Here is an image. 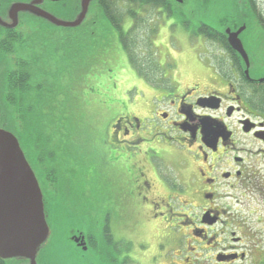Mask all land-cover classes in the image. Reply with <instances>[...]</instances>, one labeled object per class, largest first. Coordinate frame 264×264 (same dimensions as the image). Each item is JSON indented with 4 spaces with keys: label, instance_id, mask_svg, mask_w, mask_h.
Listing matches in <instances>:
<instances>
[{
    "label": "flooded vegetation",
    "instance_id": "flooded-vegetation-1",
    "mask_svg": "<svg viewBox=\"0 0 264 264\" xmlns=\"http://www.w3.org/2000/svg\"><path fill=\"white\" fill-rule=\"evenodd\" d=\"M67 1L0 0L2 108L9 104L4 93H11L8 100L10 97L15 109L21 111L28 105L32 114H37V109L55 108L51 97L56 88H62L61 96H66L62 82L74 75L75 67L79 70L80 46L76 44V54H71L70 58L69 43L61 36L67 32L58 31L61 39L55 42L52 36L57 28L79 27L72 35L84 36L89 15L88 11L83 22L70 26L77 22L79 12L72 17ZM158 1L163 3V0ZM252 2H255L256 11L264 6L262 0H250ZM16 4L37 8L55 21L30 11L12 13ZM166 7L167 10L164 4H158L153 12L161 17L169 14L180 22L170 5ZM132 24L133 19L126 18L125 33ZM256 29L264 31V22L257 23ZM239 40L247 63L225 40L223 53L208 55V61L214 62L215 66L195 64V70L202 76L198 73L177 80L171 72L166 75L163 70L160 80L151 81L155 85L142 81L146 86L141 92L146 111L140 114L141 117L126 112L125 107L116 117L115 113L111 114L116 109L112 105L116 103H107L111 105L108 108L111 115L96 130L99 133L93 141H96L95 150L102 166L99 172L102 185L110 195L107 199L118 207L113 220L131 235V238L123 239L126 240L124 243L114 236L112 227L103 223L101 228L100 205L93 210L89 208L94 203L89 199V192L82 195L86 185L84 178L73 176L77 171L84 174L71 159L70 148L60 151L53 144L54 134L50 131L57 123L44 119L32 125L34 137L37 136L33 132L35 128L42 129L45 137V144L35 145L36 158L30 167L42 191L44 213L51 233H70L69 240L75 246L72 238L83 237L87 248L95 247L94 234L102 233L105 242L107 238L110 240L112 264H181V260L183 264H264V246H260V240H264V49L261 54L250 53L248 47H254L256 40L240 37ZM184 79H191V82L182 81ZM22 91L29 95L23 96ZM94 105L101 111L100 105L105 104ZM19 115L15 116L13 125L6 117L0 118L1 124L9 127L18 139L26 138L21 125L23 114ZM163 152L170 158L178 157L174 161L176 175L185 177L178 188L174 182L178 176L161 179L153 168L152 160H162ZM76 157L79 160L78 155ZM59 164H64L62 174ZM156 182L168 192L166 203L154 193ZM73 183L80 185L79 195L82 196L79 200L72 197ZM178 196H184L188 201L182 205L178 201L181 208L177 211L170 201L178 200ZM59 209L69 218L83 221L91 217L92 221L85 224L88 231L55 232L50 222L57 218ZM137 211L141 216H147L154 237L163 236L174 241L173 250L167 251L169 258L160 261L158 259L165 255L151 258L147 254L151 245L146 244V240L133 242L132 234L136 233L137 225L131 223V216ZM179 212L185 213L179 215ZM164 224L163 232L157 229L158 225ZM184 239L190 240V244L180 249L182 244L179 242ZM158 249L163 246L156 247Z\"/></svg>",
    "mask_w": 264,
    "mask_h": 264
},
{
    "label": "rangeland",
    "instance_id": "rangeland-1",
    "mask_svg": "<svg viewBox=\"0 0 264 264\" xmlns=\"http://www.w3.org/2000/svg\"><path fill=\"white\" fill-rule=\"evenodd\" d=\"M168 1L171 3L170 7L173 10L181 11L184 18L188 21V27L181 25L177 19L169 16V14H166L165 17H161L160 14L153 12L152 6H148L134 17L133 24L128 28L130 31L133 29L129 42L131 43L130 51L134 59V64L136 67L140 66V68L145 71L151 70L153 72L152 75L148 73L149 80L146 81L143 80L140 75L138 76L136 68L129 65L125 53L117 42L118 33H116V31L109 26L108 22L105 21L101 11L96 9V0H92L89 4V15L88 17L86 15L87 19L84 25V36L82 35L78 38L77 34L72 35L81 27L64 30L57 28L55 35L53 34L52 36V41L55 42L57 39H61V36L66 38L64 41H68L69 43L67 52L70 54V58L71 54H76V44L80 46L79 70L75 67L74 75L72 74L66 81L64 80L62 82L63 85H61L66 90V96H61L60 90L62 88H56V90H54L55 94L51 97V100L55 103L54 109H37V114L31 117L32 125L39 124L44 119H52L57 123L51 126L52 131H50V133L53 132L54 134L53 144L61 149L60 151L67 148L69 150L70 148L69 151H72L71 159L75 161L80 173L84 174L85 177L80 175L78 171L77 174L75 173L73 176L76 177V175H78L84 178L83 181L86 185H84L82 195L89 192V199L94 203L93 206L89 208L93 210V208L99 204L101 208L99 223L101 228L103 223H105L108 228H113L114 236L122 240L124 238H131V235L130 233H125L126 230L121 224L113 220L114 211L117 210L118 207L117 204H113L112 200L107 199V195L108 197H110V195L102 185L103 181L99 173L102 166L99 162L100 157H98L95 150L96 141H93L96 139L95 135L99 133H97L96 130L100 125L106 122L111 114L115 113L116 117H118L123 113V107L126 108V112L133 113L135 116H140V114L146 111V105L144 106V104H142L141 98V92H143L145 86L142 81H144L145 84L150 83L155 85L151 83V81L153 79L160 80L163 70L166 71V75H168V72H171L176 79L184 76L198 75V73V76H202L200 72L195 70L196 63H210L215 66L214 62L211 63L208 61V55L223 53V46L216 41H210L204 37H197V34L192 32L194 28L193 24L200 19L198 16L201 15V12L207 11L209 14L205 18L207 20L206 24L216 27L217 25L215 24H218L217 20L220 17L222 19L225 18V15L234 9L235 3V0H182V4H177L173 0ZM67 3L72 17L73 14L75 15L77 12H80L81 0H68ZM258 10H260L262 21L264 22V6ZM123 30H125V27ZM58 31H66L67 34H62L60 36L58 35ZM239 37L240 39H255L256 44L254 47H248L249 52L254 54L262 53V49H264V35L263 32H259L258 29L254 28V25L252 28L245 26V30ZM78 39H80L79 42ZM149 40L152 41L151 44L153 46H149ZM262 59L264 60V58ZM182 81L191 82V79H184ZM198 81H201V78H198ZM64 102V106L61 107L60 104ZM94 102L96 103L95 105H105H100L101 111H99L98 109L100 107L98 109L93 107ZM109 102L111 105L116 103V105H112V108L116 109H114L111 114H108V108H111V105L107 104ZM10 116L12 117V121H14L16 115L12 112ZM114 116L115 115H113V117ZM23 117L25 118V115H23ZM18 122L19 121H17V123ZM32 125L29 130H23L26 139L22 137L19 138L22 152L31 166H33V162L36 158V154L34 153L35 145L45 144L44 132L41 133L42 129L35 128L33 132L37 133V136L34 137V133L32 135ZM71 133L72 137L70 136ZM50 139L52 138L50 137ZM51 143L52 140H50V144ZM106 146H108V141H106ZM141 149L145 151L144 147ZM76 155H78L79 160ZM150 155L153 156V153H150ZM177 158V156H175L174 159L170 158L167 153L163 152L161 153L162 160H159V162L152 160V165H154L153 168L161 179H174L178 176L176 175V168L174 166V161H176ZM62 167H64V164H59V171L61 174L63 173ZM87 176L91 179H87ZM184 178V175H179L178 179H174L177 188L183 184ZM155 184L154 193L166 203V196H169L168 192L164 190L161 184L157 182ZM71 188L73 191L72 197L79 200L82 196L79 195L80 185L78 183H73ZM166 189L171 191L169 188ZM185 198L184 196H178V200H171L170 202L178 211L181 208L178 205V201H180L179 203L181 205L185 204L188 201L186 200L187 198ZM95 202L97 203L95 204ZM194 203L195 201H193V204ZM164 209L167 210L166 208ZM56 212L58 214L57 218L52 219L50 222L55 232L61 230L63 232L68 229L88 231L85 224L92 221L91 217H87L81 221L80 219L67 217L60 209ZM183 213L185 212H179V215ZM105 214L106 216H104ZM131 217V223L133 222L134 226L135 224L137 225L136 233L132 234L133 242H144V240H146L145 243L151 245L147 253L151 258L164 255L165 257H160L158 260L169 258V255L167 256V251L173 250L175 246L174 241L163 236L154 237L153 233L155 232L152 230L153 226L148 224L149 221L146 215L141 216L137 211ZM164 226L165 224L163 226L158 225L157 229L163 232L162 229ZM182 232L183 231L180 233L181 235L183 234ZM67 234L68 233H52L49 242L38 251L36 264H112L110 252L104 246L102 233L94 234L93 241L96 243L95 249L89 247L86 252H81L76 249L67 240ZM124 241L126 240L122 242L124 243ZM189 241L190 240L187 239H184V241L181 240L179 242L182 244L180 249L184 246H189ZM183 243L185 244L183 245ZM158 246H163V249L156 250ZM260 246H264V240H260ZM193 247H195L194 244ZM181 261L180 263L183 264ZM142 263H145V261ZM9 264H12V262Z\"/></svg>",
    "mask_w": 264,
    "mask_h": 264
},
{
    "label": "water",
    "instance_id": "water-1",
    "mask_svg": "<svg viewBox=\"0 0 264 264\" xmlns=\"http://www.w3.org/2000/svg\"><path fill=\"white\" fill-rule=\"evenodd\" d=\"M64 0H50L60 2ZM92 0H81L77 26L84 21ZM182 4V0H173ZM30 11L49 21H55L49 14L27 4H16L12 13ZM68 26V25H64ZM245 26L235 30L224 29L228 46L241 55L247 63L246 53L239 40ZM6 117L0 106V118ZM13 125V121L11 120ZM0 260L7 263L36 264L38 251L49 242L52 233L44 213V200L39 183L12 130L5 128L0 120ZM70 233L67 234L69 240ZM72 245L86 252L83 237L74 236Z\"/></svg>",
    "mask_w": 264,
    "mask_h": 264
},
{
    "label": "trees",
    "instance_id": "trees-1",
    "mask_svg": "<svg viewBox=\"0 0 264 264\" xmlns=\"http://www.w3.org/2000/svg\"><path fill=\"white\" fill-rule=\"evenodd\" d=\"M158 4L160 5L164 4V8L167 10L166 6H169L171 3H169L168 0H163V3L162 2L160 3L158 0H96L95 3L96 9H99L101 11V13L105 18V21L108 22V24L117 31L118 42L127 57V61L129 65H132L134 68H136L138 76L140 75V77H142V79L145 81L149 80L148 73L152 75L153 72L151 70L145 71L142 68H140V66L136 67V65L134 64V59L130 51L131 43L129 42L133 29L132 31L128 30V32L125 33L123 30V25L125 24L126 18L131 17L132 19H134V17L140 11H143V9H145L148 6H152V10H156ZM262 4H264V0H262ZM176 6L180 7L178 5ZM233 8L234 9H232L231 12L225 15V18L222 19L220 17L217 20L218 24H215L217 25L216 27H212L206 24L207 20L205 18L209 13L207 11L201 12V15L198 16V18L200 19H198V21L193 24L194 28L192 32L197 34V37H204L207 40L218 42L221 46H226V43L224 42L226 40V37L224 35L225 28H230L231 30H235L241 25H245L246 27L249 28H252V26L255 25L254 28H257V23L263 22L260 11L258 10L256 11L255 9V2L250 3V0H235ZM172 11L175 14H177L178 17H180L181 25L188 27V21L186 18H184V15L181 13V11L173 10V9ZM260 31L263 32L264 35V31L262 30ZM151 42L152 41L149 40L150 43L149 46H153ZM22 94L23 96L29 95L27 92L24 93L23 91ZM4 96H7V101H9V104L4 109L6 118H8L11 121L12 117L10 116V113L13 112V114L16 115L22 113L23 115H25V118L23 116L21 117L22 131L25 129L29 130L32 125L31 117L32 115H35V113L32 114L33 111L32 108H28V105H26L22 108L21 111H18V109H15L14 103L10 100V97L8 100V96H11V93L9 94L4 93ZM24 135L25 134L23 133V136ZM42 160L43 159H41V161ZM106 241L107 242H105V240L103 241L105 242L104 246L110 252V248H109L110 240L106 239ZM93 248L95 249V247ZM0 264H9V263L0 260ZM12 264H17V263L12 262Z\"/></svg>",
    "mask_w": 264,
    "mask_h": 264
}]
</instances>
